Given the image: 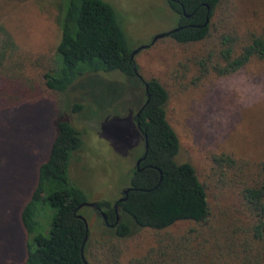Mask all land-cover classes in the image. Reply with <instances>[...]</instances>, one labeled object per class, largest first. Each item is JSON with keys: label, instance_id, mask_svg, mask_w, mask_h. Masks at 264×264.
Here are the masks:
<instances>
[{"label": "trees", "instance_id": "1", "mask_svg": "<svg viewBox=\"0 0 264 264\" xmlns=\"http://www.w3.org/2000/svg\"><path fill=\"white\" fill-rule=\"evenodd\" d=\"M164 2L174 15L175 30L162 38L183 51L170 73L179 88L190 90L248 65L264 67V0ZM55 5L58 40L41 73L44 89L63 92L90 73L136 79L142 99L132 120L139 123L144 156L130 169L123 200L94 201L104 217L94 212L111 233L91 235L77 217L82 215L77 205L90 200L68 175L83 141L58 114L18 210L25 235L23 264H84L83 259L86 264H264V156L219 150L207 156L204 173L198 172L169 119L173 83L137 72L118 13L103 0H56ZM2 60L0 137L5 129L10 132L5 111L31 84L21 74L2 73ZM80 108L73 104L72 110ZM8 171L12 175L4 189L11 194L17 170ZM1 200L2 206L8 203ZM4 216L0 212V235L8 229ZM139 230L152 232L150 242L124 258L122 242Z\"/></svg>", "mask_w": 264, "mask_h": 264}, {"label": "rangeland", "instance_id": "2", "mask_svg": "<svg viewBox=\"0 0 264 264\" xmlns=\"http://www.w3.org/2000/svg\"><path fill=\"white\" fill-rule=\"evenodd\" d=\"M103 1L118 13L133 49L175 23L164 0ZM55 3L0 0L1 71L21 74L31 82L5 111L7 120L11 119V125L7 124L10 132L5 129L0 137L5 147L0 149V196L8 202L4 207L3 200L0 202L1 214L8 215L2 217L8 229L0 235V264H23L25 235L18 210L32 186L36 166L47 152L58 114L80 132L83 145L71 159L68 175L85 191L87 200L113 201L119 196L141 149L132 120L142 99L136 79L90 73L63 92L44 89L41 73L50 64L58 40ZM182 58V48L162 37L133 54L141 76L173 83L169 119L198 172L204 173L207 156L219 150L251 158L264 156V67L258 70L248 65L184 90L170 74L176 60ZM73 104L81 108L74 111ZM3 168L17 170L11 194L4 184L12 174ZM81 213L91 235L111 233L91 207H81ZM150 235L148 230H139L126 238L123 257L139 253L150 242Z\"/></svg>", "mask_w": 264, "mask_h": 264}, {"label": "water", "instance_id": "3", "mask_svg": "<svg viewBox=\"0 0 264 264\" xmlns=\"http://www.w3.org/2000/svg\"><path fill=\"white\" fill-rule=\"evenodd\" d=\"M174 30H175V28H173V29H168V30H166V31H162V32L156 33V34L150 39L149 43L144 44V45H140V46H138V47L132 49V51H131V53H130V57H132L133 54H134L137 50H139V49H141V48H144V47L148 46L149 44H151V43H152L155 39H157V38H161V37H163V36H167L168 34H170V33H171L172 31H174ZM132 67H133V72H134V74L137 75V72H136V70H135V68H134V65H133ZM138 77H139V76H138ZM145 87H146V86H145V84H144V88H145ZM138 112H139V110L136 112V115H138ZM137 127L139 128V123H138V122H137ZM145 148H146V142H145V140H144V149H145ZM143 156H144V153H143V155H141V156L138 158L137 162H138L139 160H141V159L143 158ZM128 190H129V187H126V188L123 189L122 193L125 195L126 192H127ZM123 199H124V197L121 196V197L117 198L116 202H117V201H121V200H123ZM116 202L114 203V209L116 208ZM82 206H88V207H91L92 209L99 210L98 206L96 205V203H95L94 201H83V202H80V203L77 205V208H80V207H82ZM99 213H100V215H101L102 217H104V214H103L102 211H100ZM77 217H79V218L84 222L85 229H87V223H86V220L84 219V217H82L80 214H77ZM116 219H117V216H116ZM82 259H83V257H82ZM83 263L86 264V262H85L84 259H83Z\"/></svg>", "mask_w": 264, "mask_h": 264}, {"label": "flooded vegetation", "instance_id": "4", "mask_svg": "<svg viewBox=\"0 0 264 264\" xmlns=\"http://www.w3.org/2000/svg\"><path fill=\"white\" fill-rule=\"evenodd\" d=\"M134 116L136 117L137 115H136V113L134 114ZM133 118V117H132ZM134 121V125H135V128H136V130H137V132L138 131H140L139 130V128L137 127V121H135V119L133 120ZM140 132H138V135H139V138H140V140H141V136H140V134H139ZM141 148H142V141H141V146H140ZM143 149H144V143H143ZM140 152H141V149H140V151H139V153H138V155H137V157H136V159H135V161H134V166H137L138 165V163H139V161L137 162V160H138V158L140 157ZM126 187H128V186H126ZM126 187H124V188H126ZM123 188V189H124ZM123 189H121L120 190V193H119V196L117 197V198H119L120 196H121V194L123 195V193H122V191H123ZM115 203V202H114ZM114 203H113V206H114ZM116 209V208H115ZM93 210H95V211H98V213L100 212L99 210H96V209H93ZM115 221H116V219H115Z\"/></svg>", "mask_w": 264, "mask_h": 264}]
</instances>
